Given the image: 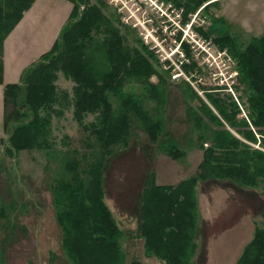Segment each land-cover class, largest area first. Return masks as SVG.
Returning a JSON list of instances; mask_svg holds the SVG:
<instances>
[{
    "label": "rangeland",
    "instance_id": "1",
    "mask_svg": "<svg viewBox=\"0 0 264 264\" xmlns=\"http://www.w3.org/2000/svg\"><path fill=\"white\" fill-rule=\"evenodd\" d=\"M209 1L213 0H204L194 11L188 10L186 20L182 19L187 9L185 0H80L78 3L77 9L83 5L90 7L88 15L99 12L98 21L89 31L94 34L87 37L92 41L89 52L95 50L96 42L103 44L107 39L117 49L119 69L118 63H121L119 71L123 78H117L118 89L107 88L105 95L114 113H127L128 141L114 146V153L108 157L102 172L103 199L121 230L120 264H164L152 253L151 247L145 245L146 239L140 232V194L151 173L158 176L168 173L167 181L175 178L183 181L195 176L204 148L210 144L209 137L221 129L264 152L259 134L257 142L244 137V119L248 123L249 116L253 115L249 102L251 91L237 70L236 62L214 42L215 37H230L242 51L254 37L263 34L264 0ZM63 2L67 6L71 3L70 0H34V5L26 9L33 6L25 23L33 26L26 41L33 43L34 50L56 31L58 37L66 31L70 14L67 17L63 14L71 6L66 10ZM21 3L0 0V8L4 14L8 11L16 15L21 8L17 5ZM32 16L38 18L34 20ZM182 41L195 63L190 72L180 64L181 60L188 61ZM10 58L0 83V137L3 139L0 143V207L4 209L0 217V264H73L62 246V230L55 218L53 199L59 195L58 198L65 201L67 194L73 192L72 186L80 190L79 185L83 187L90 177L89 166L101 160L103 149L93 126L100 128L102 118L98 111L92 110L80 112L78 117L76 82L59 69L52 81L54 100L40 111L50 128L49 145L36 142L30 148L8 153L5 150L10 146L8 132L14 124L32 114L19 98L15 108L19 106L22 110L13 112V103L5 109L4 83L19 81L23 69L35 62L23 67L22 59L13 58L12 54ZM91 60V66L109 72L102 55L94 54ZM140 60L148 63L147 68L141 66L138 70ZM86 65H89L87 60ZM150 83L158 88L152 90ZM214 99L223 112L232 116V124L220 115ZM232 101L239 108H233ZM199 102H204L222 125L210 120L209 110L203 111ZM5 110L10 115L7 129L3 124ZM142 114L161 125L153 140L145 129ZM192 114L200 118L199 126L194 127L190 120ZM167 148L182 154L172 158ZM169 163L171 167L165 165ZM258 179L255 186L226 177L212 176L196 181V213L200 217L203 241L213 225L218 224L213 220L220 217L252 215L260 221L259 227H263L259 214L263 211L264 179ZM158 182H162L161 179ZM59 183L70 185L67 193L57 188ZM166 222H162L165 231L170 233L166 236L172 238L175 232L179 236L178 229L171 222L167 226Z\"/></svg>",
    "mask_w": 264,
    "mask_h": 264
},
{
    "label": "trees",
    "instance_id": "2",
    "mask_svg": "<svg viewBox=\"0 0 264 264\" xmlns=\"http://www.w3.org/2000/svg\"><path fill=\"white\" fill-rule=\"evenodd\" d=\"M17 1L23 3L17 5L21 8L16 15L8 11L4 14L0 8V83L3 82V41L34 0L26 2L25 0H14V2ZM185 1L187 4L184 6L187 9L182 10L183 20H186L188 10L194 11L204 2V0ZM18 10L19 8L16 12ZM98 18L99 12L91 13L89 17L80 19L72 27L73 30H70L67 24L66 31L57 37L52 47L44 52L36 62L23 70L20 81L4 83L3 89L5 109L13 103V112L17 113L22 110L23 108L19 106L15 108V102L19 98L23 106L32 114L29 117L26 116L25 120L14 124L8 132L7 139L10 146L5 147L8 153H12L13 150L30 148L37 144L36 142H41L45 146L49 145L50 128L40 111L48 108L54 100L55 87L52 81L56 78V72L59 69L76 82L75 103L78 108V117L80 112L92 110L98 111L102 118L100 128L93 126L96 139L103 149L101 160L89 166L90 177L83 187L79 185L80 190L71 185L73 192L70 191L67 197H64L65 201L58 198L59 195L53 199L55 218L62 230V246L73 264H120L122 262V253L118 243L121 230L103 199L102 172L108 157L114 153V146L126 144L128 141L129 124L127 113H114L105 95L107 88L118 89L117 78H123L119 71L121 63H118L120 69L116 63L115 45L106 39L103 44L96 42L95 50L89 52L92 41L87 38L88 33ZM60 42L62 48H60ZM214 42L219 49L236 62L237 70L251 91L249 102L253 115L249 116L248 123L243 118L246 125L244 137L248 141L257 142L259 134L261 143L264 144V33L259 37H254L242 51L237 48L235 41L230 37L223 39L215 37ZM183 43L188 61L181 60L180 64L182 68L190 72L191 68L194 69L195 63L190 59V52L184 41ZM94 54L103 56L106 67L110 68L109 72L101 70L100 67L96 69L91 66ZM86 60L89 65H86ZM147 65V62L140 60L138 70L141 66L147 68ZM149 72L151 73V69ZM150 86L152 90L158 88L152 83ZM124 102L130 101L125 100ZM199 103L203 111L209 110L210 120L222 125L204 102ZM133 104L136 108L137 105ZM214 105L219 109L220 115L231 123L232 116L229 117L226 112H223L218 100L214 99ZM231 105L233 108H239L235 101H232ZM142 115L146 123L145 129L153 140L161 125L159 121L150 120L145 114ZM9 116L5 110L3 119L5 129L10 125ZM190 120L194 127L199 126L197 121L199 122L200 118L196 119L193 115ZM209 141L210 144L204 148L195 176L180 181L176 185H159L155 184L154 175L151 173L143 185L140 194V232L146 239L145 245L150 246L152 253L163 260L164 264H191L196 248L197 202L194 191L199 178L204 180L212 176L226 177L252 186L258 184V178L264 179V152L262 150L251 148L226 129L214 132L209 137ZM0 143H3L2 137H0ZM166 152L172 158H178L182 154L181 151H175L173 148H167ZM69 187L67 183H59L57 186L65 193ZM3 214L4 209L0 207V217ZM261 216L263 227L260 228V224L256 225L254 236L245 246L237 264H264V206ZM164 220H167V226L171 222L173 227L178 229L179 236L176 232L173 233L172 238L166 236L170 233L165 231L162 224Z\"/></svg>",
    "mask_w": 264,
    "mask_h": 264
},
{
    "label": "crops",
    "instance_id": "3",
    "mask_svg": "<svg viewBox=\"0 0 264 264\" xmlns=\"http://www.w3.org/2000/svg\"><path fill=\"white\" fill-rule=\"evenodd\" d=\"M33 3L34 1L32 2V4ZM63 4L66 10L68 9V6H72L71 3L68 6L66 2H63ZM70 9L71 7L69 8V11L65 15L63 14V16L67 17V14H69ZM30 11H33V6L30 8V10H25L23 12V16L20 19V21L8 33V35L3 41V55H2L3 74L6 68V62L8 61V59H11L10 58L11 54L13 58L18 57V59H22L23 61L22 63L24 64L23 67H25L28 63L30 65L34 61L36 62L44 52L48 51L52 47L54 41L58 37L56 31L55 35H51L50 37H48V39L42 41L39 44L41 46L38 47L37 50H34L33 43L32 42L28 43L26 41V36L29 35L31 28L33 27L31 23H25V19L29 15ZM31 18L35 20L38 18V16H32ZM165 165L171 167V163ZM161 168L167 169V167L165 166H161ZM167 174L166 173L160 174L158 176L156 175V173H154L156 184L176 185L182 180L181 178L180 179L175 178L176 173H174L171 178L173 179L175 178V180L172 181L171 179V181H167L165 180L167 178ZM158 179H161L162 182H158ZM197 188H198V183L195 186L196 191ZM197 201L198 198L196 199V202ZM261 203L263 207L264 200H262ZM259 216L262 220L261 213L259 214ZM213 221L217 222L218 224H216L217 226L213 225L212 227L213 229H210V232L208 233L206 240L203 241V234H202L203 231L200 232V228H199L200 217L199 214L197 215L196 225H195L196 248L191 258V264H237V261L241 253L243 252L245 246L252 240L255 233L256 225L260 224V221L255 219L254 216L252 215L250 217L249 216L245 217L242 215H239L237 217L226 216V217H220ZM230 222L231 224H223ZM220 227H224V228L219 229ZM214 234H216V236Z\"/></svg>",
    "mask_w": 264,
    "mask_h": 264
},
{
    "label": "flooded vegetation",
    "instance_id": "4",
    "mask_svg": "<svg viewBox=\"0 0 264 264\" xmlns=\"http://www.w3.org/2000/svg\"><path fill=\"white\" fill-rule=\"evenodd\" d=\"M71 1V9H70V18L67 21V24L70 28V30H73L72 27L75 26V24L80 20V19H85L87 17H89L88 15V10L90 7H85L84 5L81 6L80 8L78 6V3L80 2V0H70ZM214 1V0H213ZM213 1H209L210 3ZM77 9V11H76ZM91 9H94V7H92ZM97 33V32H96ZM92 34H94V32L92 31L91 33H88V36H93Z\"/></svg>",
    "mask_w": 264,
    "mask_h": 264
}]
</instances>
